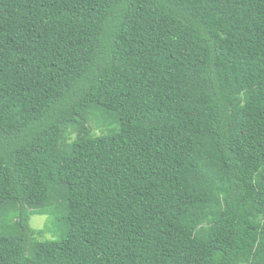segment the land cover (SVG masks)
<instances>
[{"label":"trees","instance_id":"obj_1","mask_svg":"<svg viewBox=\"0 0 264 264\" xmlns=\"http://www.w3.org/2000/svg\"><path fill=\"white\" fill-rule=\"evenodd\" d=\"M0 264H264V0H0Z\"/></svg>","mask_w":264,"mask_h":264},{"label":"rangeland","instance_id":"obj_2","mask_svg":"<svg viewBox=\"0 0 264 264\" xmlns=\"http://www.w3.org/2000/svg\"><path fill=\"white\" fill-rule=\"evenodd\" d=\"M48 220V216L45 215H34L30 218L28 224L30 228L35 229V230H42L44 226V222ZM49 237L48 234H45V237ZM38 237V236H37Z\"/></svg>","mask_w":264,"mask_h":264}]
</instances>
